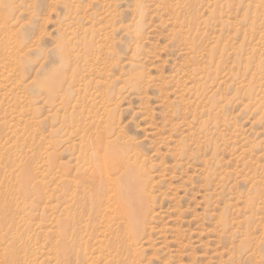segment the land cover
Listing matches in <instances>:
<instances>
[{
    "label": "rangeland",
    "instance_id": "1",
    "mask_svg": "<svg viewBox=\"0 0 264 264\" xmlns=\"http://www.w3.org/2000/svg\"><path fill=\"white\" fill-rule=\"evenodd\" d=\"M105 142L145 181L133 243L127 210L73 198ZM9 249L264 264V0H0V264Z\"/></svg>",
    "mask_w": 264,
    "mask_h": 264
},
{
    "label": "bare ground",
    "instance_id": "2",
    "mask_svg": "<svg viewBox=\"0 0 264 264\" xmlns=\"http://www.w3.org/2000/svg\"><path fill=\"white\" fill-rule=\"evenodd\" d=\"M107 145H108V143L105 142V145H104L103 149L101 150V153L97 154V152H98L97 151V152H95V154H93V153L88 154L87 155L88 156V164L87 165L92 164V166L89 168L83 167L84 168L83 171L85 173H87L88 176L91 175L90 173H94L96 175V177L98 178V181L96 183L93 181L90 184L91 189L88 188L90 191L87 189L85 181H83V182L81 181L82 183L79 182L80 184H79V186L78 185L77 186H78V189L80 187V189H79L80 191H78V190L77 191H78V193L80 192V195L74 196L73 198L75 199V204H76L77 208L80 209V214L84 213V212L85 213L88 212L89 214L92 215V213L94 212L95 209L97 210L98 207L101 208V206L103 207L104 205L107 204V203L103 202L104 200H106L108 202L112 201V207L114 209H115V207L117 208L119 206V208L121 210H125V211L127 210L126 215H125V216H127V218L125 217V220L127 221L126 222L127 226H125L123 229H126L124 231V233L126 234L125 238L127 240H129L130 242H132L135 239L134 234H133V229L134 228L136 229L138 227V225H139L138 221H141L143 216L145 217V215L147 213L148 199L144 197L145 194L143 195V192H142V190L145 187L142 190L140 189V188H142V186L139 187L145 181L143 180V178H141L143 176V175L141 176V169L136 167L137 161H134V163H136V164H134V163H133L134 165L131 164L127 160V158L123 154V152L119 151V152L115 153V151H110ZM93 147L95 148V145L91 144L89 149L92 150ZM85 157L86 156H84V159H86ZM81 158H83V157H81ZM81 158L79 157L80 160L79 159L78 160L81 161ZM91 168L93 170H90ZM127 173H129L130 177ZM64 186H68V184L64 185ZM56 193H58V192H56ZM107 209H108V207H107ZM121 210H119V211H121ZM112 211H113V209H112ZM118 216H119V214H118ZM77 217H79V216H77ZM121 218H122V216H121ZM75 219H77V218H74L73 221H75ZM88 219L89 218H87V220ZM123 219H124V214H123ZM119 221H120V219H119ZM78 222H75V223H78ZM94 222H95V218H94ZM141 222H144V221H141ZM141 225H142V223H141ZM75 226L78 227L76 224H75ZM87 226H86V228H87ZM78 231L79 230L75 228L73 232H76L77 234H79ZM118 231L120 232V230H118ZM62 236H64V238H66V235L62 234ZM120 242H122V240H120ZM130 242H129L130 245L128 248H130L131 251L130 250L129 251L134 253V251H135L134 247ZM123 243H125V242H123ZM68 245H70V243ZM12 246L14 247V245H12ZM70 246H68V247L70 248ZM72 246H73V244H72ZM122 246H123V244H122ZM14 249H15V247H14ZM83 249H84V247H83ZM85 249H87V248H85ZM6 254H7L6 256H7L10 264H16L17 263L18 258L16 256L17 254L15 251H13L12 249H9V251ZM5 264H6V261H5Z\"/></svg>",
    "mask_w": 264,
    "mask_h": 264
}]
</instances>
